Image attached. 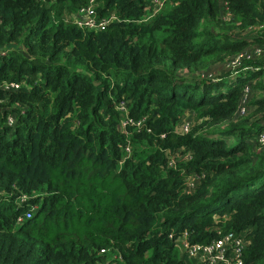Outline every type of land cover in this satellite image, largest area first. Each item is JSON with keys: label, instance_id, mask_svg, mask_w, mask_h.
<instances>
[{"label": "trees", "instance_id": "1", "mask_svg": "<svg viewBox=\"0 0 264 264\" xmlns=\"http://www.w3.org/2000/svg\"><path fill=\"white\" fill-rule=\"evenodd\" d=\"M156 1L0 0V264H264V0Z\"/></svg>", "mask_w": 264, "mask_h": 264}, {"label": "built area", "instance_id": "2", "mask_svg": "<svg viewBox=\"0 0 264 264\" xmlns=\"http://www.w3.org/2000/svg\"><path fill=\"white\" fill-rule=\"evenodd\" d=\"M91 4L79 9V11L73 16L74 22L80 27H86L88 29L102 30L105 28L109 19H98L94 11V5ZM156 5H160V2L157 0ZM257 46V45H256ZM247 51V52H246ZM261 48L255 47L252 52L245 50L244 53L238 54L232 61L233 65L231 68H236L243 60H247L250 57V54L260 55ZM245 58V59H243ZM254 66H245L243 69H256ZM237 70L231 72L233 75ZM204 78V77H203ZM11 86H16L11 84ZM249 87L245 86L242 102L245 101L246 95L248 93ZM239 114L245 113V108L243 106L239 107ZM9 125L13 124V118L8 117ZM258 142L261 145H264V131L259 133ZM29 216V214L27 215ZM22 222V218H19ZM217 237L206 243H197L191 242L188 239L187 232L184 231L182 234L174 238V241L180 247L182 251L187 253L189 256H197L198 254H203L206 258L207 264H242V253L247 241L243 236L234 233L233 231L222 230L217 231ZM172 237V236H171Z\"/></svg>", "mask_w": 264, "mask_h": 264}, {"label": "rangeland", "instance_id": "3", "mask_svg": "<svg viewBox=\"0 0 264 264\" xmlns=\"http://www.w3.org/2000/svg\"><path fill=\"white\" fill-rule=\"evenodd\" d=\"M247 48H250V46H248ZM214 73V76H210V78L212 79V80H215V79H217V78H215L216 76L218 77L219 75H220V73H222V67L221 66H217V68H215L214 69V71H213ZM245 89V87L243 88V90ZM249 90V89H248ZM235 143V140L234 139H232V140H227L226 141V145L227 146H232L233 144Z\"/></svg>", "mask_w": 264, "mask_h": 264}]
</instances>
